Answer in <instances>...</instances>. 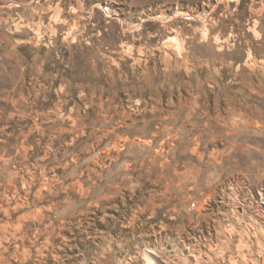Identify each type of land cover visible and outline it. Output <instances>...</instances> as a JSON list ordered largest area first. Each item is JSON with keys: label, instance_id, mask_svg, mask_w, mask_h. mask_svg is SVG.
<instances>
[{"label": "rangeland", "instance_id": "1", "mask_svg": "<svg viewBox=\"0 0 264 264\" xmlns=\"http://www.w3.org/2000/svg\"><path fill=\"white\" fill-rule=\"evenodd\" d=\"M0 264H264V0H0Z\"/></svg>", "mask_w": 264, "mask_h": 264}, {"label": "bare ground", "instance_id": "2", "mask_svg": "<svg viewBox=\"0 0 264 264\" xmlns=\"http://www.w3.org/2000/svg\"><path fill=\"white\" fill-rule=\"evenodd\" d=\"M216 1V3H217V0H215ZM208 2V1H207ZM205 4V3H204Z\"/></svg>", "mask_w": 264, "mask_h": 264}]
</instances>
